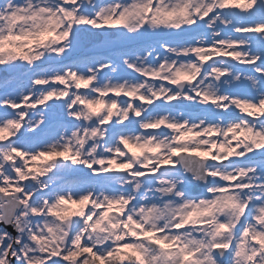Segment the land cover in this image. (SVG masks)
I'll return each instance as SVG.
<instances>
[{"label": "snow or ice", "instance_id": "snow-or-ice-1", "mask_svg": "<svg viewBox=\"0 0 264 264\" xmlns=\"http://www.w3.org/2000/svg\"><path fill=\"white\" fill-rule=\"evenodd\" d=\"M0 264H264V0H0Z\"/></svg>", "mask_w": 264, "mask_h": 264}]
</instances>
